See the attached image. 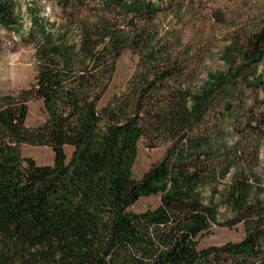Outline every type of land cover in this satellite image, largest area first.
Instances as JSON below:
<instances>
[{
  "label": "trees",
  "instance_id": "trees-1",
  "mask_svg": "<svg viewBox=\"0 0 264 264\" xmlns=\"http://www.w3.org/2000/svg\"><path fill=\"white\" fill-rule=\"evenodd\" d=\"M168 1L174 16L188 2ZM57 4L63 15L51 20L31 13L34 82L0 94V264H264V186L256 172L264 111L251 97L264 84L257 74L264 19L228 36L223 69L199 84L188 53L175 52L177 34H159L158 0ZM15 7L0 0L3 28L21 22ZM128 47L138 55L134 72L100 105ZM38 99L45 120L29 127L28 102ZM142 137L168 147L135 178ZM24 143L49 146L52 164L24 157ZM65 146L73 148L69 159ZM157 194L155 208L129 210ZM219 206L231 214L222 222ZM239 222L238 242L198 248L213 224Z\"/></svg>",
  "mask_w": 264,
  "mask_h": 264
},
{
  "label": "rangeland",
  "instance_id": "rangeland-1",
  "mask_svg": "<svg viewBox=\"0 0 264 264\" xmlns=\"http://www.w3.org/2000/svg\"><path fill=\"white\" fill-rule=\"evenodd\" d=\"M57 1L15 0V11L19 13L21 22L12 30L0 25V94L17 93L34 82L36 75L34 48L26 39V34L30 30L31 13L37 9L40 15L50 20L55 16L63 15ZM85 1L89 6H94L101 0ZM158 1L163 7V12H160L154 21L161 29L159 34L162 35L165 30L166 37L173 38L177 34L180 43L175 48V52L188 53V62L196 65L199 70V75L195 79V83L199 84L204 80L207 72L223 69L220 50L227 43L228 36L234 33H247L257 25L260 26L264 19V0H188L187 5L183 6L177 16L172 15L166 8L168 0ZM68 11L69 9H66V12ZM137 59L138 55L131 48L121 51L109 88L102 97L100 105H104L114 93L125 89L127 81L134 72ZM257 74L262 75L264 82V60L257 65ZM251 97L255 98L252 103L255 101V105L264 111V84L258 88V93L251 92ZM28 103L26 124L35 127L45 120L44 106L40 99ZM261 142L256 172L261 173L264 186V137ZM136 146L137 154L132 165V176L140 178L153 163L160 161L168 145L161 143L152 146L147 137H142ZM20 149L24 157H31L39 165L53 162V151L47 145L34 146L24 143ZM64 149L69 159L73 148L65 146ZM208 194L209 189L205 191V195ZM158 203L159 194L141 196L129 210L142 212L147 208H155ZM218 212V219L221 222L231 216L225 206H219ZM244 235L242 222L221 226L213 224L201 233L197 246L204 248L222 245L228 241L238 242Z\"/></svg>",
  "mask_w": 264,
  "mask_h": 264
}]
</instances>
